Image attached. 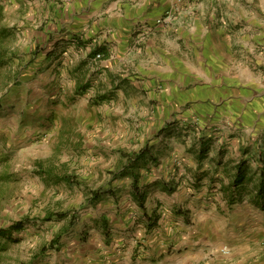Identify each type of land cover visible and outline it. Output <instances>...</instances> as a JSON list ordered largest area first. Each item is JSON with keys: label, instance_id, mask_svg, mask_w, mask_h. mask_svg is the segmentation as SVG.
I'll use <instances>...</instances> for the list:
<instances>
[{"label": "rangeland", "instance_id": "374dc122", "mask_svg": "<svg viewBox=\"0 0 264 264\" xmlns=\"http://www.w3.org/2000/svg\"><path fill=\"white\" fill-rule=\"evenodd\" d=\"M36 1L33 8L40 10V1ZM201 1L214 5L218 18L225 19L214 22L209 30L216 33L221 29L224 36L250 42V58L263 61L252 70L254 77L258 78L259 70L264 74V0H233V5L229 0ZM170 13L168 21L172 22L176 11ZM26 14L24 0H0V228L29 220L14 239L0 237V264H174L176 255H184L168 239L175 226L168 224L165 215L159 228H154L159 232H149L132 183L139 177V186L147 191L149 215L166 214L160 197L153 201L151 175L155 171L165 174L158 167L167 161L165 151L174 148L165 138L177 116L192 121L170 131L176 133L177 144H197L193 132L206 128L205 123H197L203 118L199 112L203 106H164V120L151 128L148 118L158 99L168 95L175 74L144 73L146 69L137 66L136 58L117 65L118 59H113L110 70L103 53L86 59L79 49L71 48L77 42L40 36L38 31L48 21L56 32L53 19ZM150 32H145L146 41ZM224 50L230 57H218ZM213 51L205 49L200 54L207 60L210 52L213 63L227 60L236 64L235 53L227 47ZM252 115L259 125L264 107ZM222 118L224 122L219 124L224 129H219L225 131L229 143L236 135L227 132L234 130L229 128L228 115ZM262 134L253 148H243L253 150L249 155L256 167L261 160L255 150L264 155ZM140 151H145L146 163L142 159L130 164L125 155ZM249 171L255 175V185L240 188L237 211L227 214L219 209L217 217H209L210 224H201L206 239L202 250H197L201 245L195 246L193 251L199 254L193 264H264V208L252 199L259 177L250 166ZM62 175L73 176L77 183L56 178ZM93 191L101 195L96 202L91 200ZM191 205L199 208L197 201ZM182 209L186 210L180 207L178 212ZM51 213L61 216L46 220ZM224 247L229 253L223 252Z\"/></svg>", "mask_w": 264, "mask_h": 264}, {"label": "crops", "instance_id": "0c3cea01", "mask_svg": "<svg viewBox=\"0 0 264 264\" xmlns=\"http://www.w3.org/2000/svg\"><path fill=\"white\" fill-rule=\"evenodd\" d=\"M39 1L40 10L39 8L34 10L33 4L37 1L24 0L26 16L50 18L49 20L53 19L56 23L54 29L56 32H52L53 22L48 21L43 29L38 31L40 36L49 38L55 35L54 39L61 40L62 43L77 42L78 46L72 43L71 48L79 49L86 59L95 56L92 52L98 44L105 48L103 55L108 57L107 64L110 70L114 68L113 59H118L117 65L133 62L136 58L137 66L143 65L142 68L146 69L144 73L154 75L157 70L176 75L175 82H171L168 95L158 99L156 110L152 112V117L148 118L151 128L164 120L162 119L166 114L162 111L164 106L169 108L185 105L203 106L199 111L203 118L197 119V123H205L206 128L201 132L197 129L196 134L193 132L194 136L197 135V138H193L197 144L185 146L177 144L174 139L176 133L170 131H174L178 124L192 122L187 116H177V119H173L175 124L169 127L168 133L171 134L163 132V135L167 134L166 138H170H165L166 144L170 148L174 144V148L165 151L166 163L158 167V171L163 170L165 174H157L155 171L154 175H151L155 192L152 196L153 201H158L160 197V201L167 207L166 214L161 215L156 228H159L161 218L166 215L169 218L168 224L175 226L174 231L168 233V239L171 240V244L184 250L182 257L175 256L174 264H188L189 259L193 260L190 262L193 264L199 254L197 250L203 249L206 239L201 224H210L209 217H217L219 209L227 210V214L237 211L236 196L241 191L233 183L238 163L247 160L250 170H254L253 173L256 172L254 168L258 170L262 168L261 162L259 163L261 166L256 167L250 160L252 155L249 154L253 153V150L243 148L247 145L253 148L259 134L263 136L264 133V120L255 125L256 120H253L252 115L264 107L262 80L264 74L259 70L256 79L254 71L252 72L257 68L256 63L260 64L263 61L258 59L253 61L250 58L249 53L252 51L250 42L241 43V39L233 40L228 35L224 36L221 29L216 33L210 31L209 28L214 22L219 23L225 19L218 18L214 5L209 7L201 0ZM229 1L234 4L233 0ZM167 11H176L174 21H167V24L158 23V19ZM183 15L188 18H183ZM149 31L152 36L148 35L146 41L145 32ZM225 47L235 53L233 57L236 64L227 60L224 63H213L210 60L214 56L210 52L207 54V60L200 54L201 50L218 52ZM224 52L225 50L222 51L223 55L218 57L222 59L225 56L230 57ZM236 57H239L238 60ZM141 58L148 62L141 61ZM242 59L244 60L240 61ZM181 83L184 84V88ZM189 111L195 113L193 108ZM224 113L228 115L226 119L229 128H234L233 131L227 132L236 135L229 143L226 141L228 139L225 131L219 129H224V126L219 124L221 121L224 122L222 117L227 116L223 115ZM205 145L209 147L202 152ZM220 149L226 151L220 152ZM255 151L257 159L264 156L261 152L260 155L257 154L258 150ZM201 154L203 155L200 156ZM251 176L248 173L244 186L255 185V175L252 176L253 181ZM256 192L252 193L253 200ZM249 200L247 197L245 201ZM195 201L199 202V208L191 205ZM180 207L186 210L182 209L180 213L178 212ZM153 231L159 232L155 229L149 232ZM197 245L202 247L193 251Z\"/></svg>", "mask_w": 264, "mask_h": 264}, {"label": "trees", "instance_id": "16d2710c", "mask_svg": "<svg viewBox=\"0 0 264 264\" xmlns=\"http://www.w3.org/2000/svg\"><path fill=\"white\" fill-rule=\"evenodd\" d=\"M100 53L105 54V48L101 46H97L92 52L93 55L100 54ZM208 147H209L208 145H205L203 147L202 152L203 151L205 152L208 149ZM202 155L203 154H201L200 156ZM125 156L128 158L130 164L137 163L142 159L144 160L145 163L147 161L145 151H140L139 153H136L130 156L129 155H125ZM260 160L262 163V168L255 172V174H258L259 182H258V190L254 197V203L264 208V156H261ZM129 166L130 165H127L126 167H129ZM248 173H250V171H249V164L247 160H241L237 165V175L233 183L236 186V188L238 187L241 188L244 186L243 184L248 176ZM56 178L58 180L65 181L68 184L77 183V180L74 179V177L70 175L56 176ZM252 179L253 177L251 176V180ZM139 183H140L139 177L135 176V179L132 183L133 195L137 199L140 207L143 209L144 217L147 220V229L151 231L154 228L158 227V221L160 217L157 214L155 215L148 214L147 209L145 207V203L147 200V191L144 190L143 188L141 189V187L139 186ZM91 194H92V197H91L92 202H96L101 197L98 191H93ZM54 216H61V214L51 213L47 216L46 220H49L53 218ZM27 221H29L28 218H25V219L14 222L9 227L0 228V237L6 238V239H14L15 238L14 234L21 232L25 228V224ZM54 245L55 243H53V246Z\"/></svg>", "mask_w": 264, "mask_h": 264}, {"label": "built area", "instance_id": "2783aa9c", "mask_svg": "<svg viewBox=\"0 0 264 264\" xmlns=\"http://www.w3.org/2000/svg\"><path fill=\"white\" fill-rule=\"evenodd\" d=\"M171 18H172V14H171L170 11H169V12H167V15H166L165 17H160V18L158 19V23H164V22L170 20ZM100 56H101L100 54H97V57H100ZM229 251H230L229 248H227V247H224V248H223V252H224V253H229Z\"/></svg>", "mask_w": 264, "mask_h": 264}]
</instances>
